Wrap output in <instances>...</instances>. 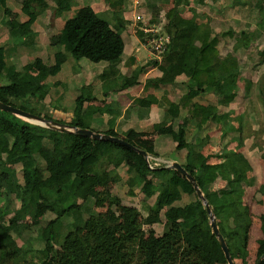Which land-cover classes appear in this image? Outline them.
I'll list each match as a JSON object with an SVG mask.
<instances>
[{"label": "trees", "instance_id": "16d2710c", "mask_svg": "<svg viewBox=\"0 0 264 264\" xmlns=\"http://www.w3.org/2000/svg\"><path fill=\"white\" fill-rule=\"evenodd\" d=\"M73 1L51 0L54 16L68 13ZM103 1L115 22L103 19L89 6L79 8L65 20L60 33L50 39V46L55 49L53 64L48 66L40 58L32 61L35 76L25 72L23 66L18 69L9 65L6 56L10 52L0 46V102L15 107L9 103L12 98L29 101L43 96L49 79L60 72L67 55L75 61L87 60L92 65L106 64L105 71H115L124 53L121 33L126 23L117 10L123 2ZM144 1L150 23L162 22V30L170 39L163 61L159 65L153 59L137 66L130 76H118L120 81L116 79L104 85L109 90L114 84L118 91L133 87L137 85L139 75L150 67H156L161 73L159 82L152 85L154 88L176 85L177 78L184 77L186 92L176 103L163 98L167 124H157L153 130L170 137L176 144L175 157L184 158L182 168L194 177L210 204L231 258L235 260L240 252L239 259L246 264L251 226L249 207L241 202L218 205L217 194L209 191L200 180L206 157L187 144L189 129L201 130L210 121L220 125L225 130L224 135L234 130L229 125L228 115L219 114L217 106L198 102L190 104L200 95L212 94L220 98L219 105L229 106L237 97V83L241 78L238 60L232 54L220 57L218 51L219 39L230 37L232 30L227 28L215 34L201 15L194 12L190 18L183 17L188 7L212 8L211 0ZM6 2L0 0V10L6 7ZM247 4L231 3L227 8ZM252 5L257 9L258 26L264 30V0H255ZM165 7L168 9L162 13ZM46 9L45 0H23L21 13L26 21L20 24V28L29 33L38 15ZM15 35L18 36V29ZM249 39L246 32H240V37H235L233 51L237 52L238 47L246 48ZM258 55L260 62L264 63V52ZM93 100L96 98L80 92L74 101L69 125L92 130L87 122L91 115L84 105ZM136 102L146 108L160 104L153 97L137 99ZM18 108L41 116L26 107ZM50 115L47 113L42 117L51 120ZM178 120L182 125L175 131L173 123ZM104 134L143 150L134 143L142 134L133 130L118 134L109 129ZM224 157V174L242 175L248 166V161L240 153L227 151ZM130 163L133 164L130 170L133 185L129 187L128 195L133 196V190L139 186L137 181L141 180L142 201L145 203L154 198L152 206L144 205V224L150 225L153 216L164 219V228L158 237L142 238L138 210H125V222L122 223L120 216L107 217L89 208L91 192L105 188L116 170ZM154 164L150 159L147 163L137 152L119 144L43 128L0 111V224L5 223L4 229L0 228V264H130L129 257L137 252L136 264H227L211 232L205 207L191 184L176 171L165 168L164 164L158 167ZM182 195H188L189 202L182 203ZM108 199L115 205L120 202L117 196ZM28 216L39 217L40 225L34 234L29 233L32 228L25 223ZM87 222L91 223L86 244L87 260L57 261L52 252L58 236L69 238L71 234H78ZM260 222L263 238L257 242L254 264H264V214L260 216ZM119 233L123 235L119 237Z\"/></svg>", "mask_w": 264, "mask_h": 264}, {"label": "crops", "instance_id": "0c3cea01", "mask_svg": "<svg viewBox=\"0 0 264 264\" xmlns=\"http://www.w3.org/2000/svg\"><path fill=\"white\" fill-rule=\"evenodd\" d=\"M45 1L48 4V9L53 10L54 4L52 2V4H49L48 0ZM133 1L134 0H122V6L117 8V10L121 13V18L126 23V28L121 33L124 43V53L122 56V61L117 66V69H115V71H105L106 69L104 68L106 67V64H101V66L97 67L90 64L87 60L86 61L88 64H85L86 61L82 59L78 61L77 64L71 63L69 72H66L65 81L63 83L65 84V82L69 81L75 84L78 87V90L81 88L83 89V86H85L87 87V90H85L84 93L96 98V100L85 103L84 109L91 115L90 122L92 126L94 128H99L98 133L104 134V130L107 131L112 129L118 134H124L129 130H133L136 133L142 134V136L137 137L134 140V143L139 148L153 154V156L148 155L150 160L158 165L165 164L167 162H176L181 165L182 162H184V158L181 157L179 159L175 157L174 151L176 144L170 137L161 135L154 131L153 126L157 124H167L164 121V111L166 104L165 101H163V98H166V100L172 103L178 102V100L186 92V88L183 85V82L185 81L184 77H178L176 80V85L165 88H154L152 85L159 82L161 73L156 67H150L139 75L138 83L133 87L118 91L114 84L111 85L109 90H107L108 86L104 85L106 82H114L118 76H130L137 66H143L154 59L149 48L145 44L146 35L134 29L131 25ZM88 2L90 3L89 7L92 8L95 13L105 14L109 17L111 22H115L112 12L109 11L103 0H88ZM142 2H144L145 7V1L139 0L138 7L140 8L138 10L144 12L146 15L145 10L141 8ZM8 7L9 3L7 0L6 7L2 9L3 15L6 17L7 26L3 30L0 28V41H2L1 36L4 37L6 36V33L8 34V32L17 29L16 26L14 28L10 26L11 23L9 20L11 17L8 15V12L11 10L9 11ZM164 9L165 8L162 9V13L166 12ZM77 10L78 9H75L72 6L68 13H64L62 16H60L62 20L59 19L60 17L56 18L53 15L54 23L58 31L52 33L51 28H42L41 31L38 32L37 36L33 35L32 37V39L34 36L36 37V40L33 39L35 42H37L36 47H34V41L30 46L25 47L26 44L24 42L26 41L25 38L27 37L28 33L23 29H21L22 32L18 29V36L22 41V44H20L21 46L18 45V48L25 47L30 49V47H32V49L35 50L36 48H48V50L50 49L52 51L51 58L53 59L54 48L50 46L49 39L46 40L49 37L46 31L51 33V37L58 35L63 28L65 20L72 17L77 12ZM21 15L23 14L20 12L18 17H16V20H19ZM37 22L38 17L31 25L30 30H32L31 28H33ZM150 24L157 25L159 27L158 24L163 23L155 22ZM161 27H163V25ZM139 34L142 35V38L139 37ZM5 39L3 41H5ZM44 40L47 42V47L44 46ZM16 48L17 46L12 49V52L17 53ZM141 48L146 51L144 55L140 54ZM36 58L41 59V57ZM132 59L135 60V63L132 62ZM80 62L83 63L80 65L81 68L87 65L85 69H83L84 73H81V71L77 70ZM45 64L50 65L49 61ZM64 64L62 65L58 74L63 71ZM25 72L28 73L27 70ZM35 75L36 74L33 76ZM117 81L120 80L117 79ZM58 84L59 82L50 83L52 88H55ZM105 90H107L106 93ZM79 94L80 90L78 92V95ZM78 95H76L75 99ZM149 97L155 98L160 104H152L149 108H146L140 103L136 102L137 99H148ZM219 101V97H216L212 94H205L200 95L195 100L190 101V104L198 102L202 105L217 106L219 114L228 115L229 125L234 130L224 135L223 132L225 130L220 125L210 121L205 126H203L201 130H196L191 127L189 129L190 132L187 135V144L189 148L196 152H200L206 157V166L200 177V180L209 191H213L217 194L218 205L241 202L243 205L249 207L251 226L249 230L247 249L248 254L246 258V264H249V259L251 260V256H254V259L256 257L257 242L263 238L260 230V216L264 214V152H262L261 155L258 154V148L253 145L254 136H249L245 133L246 130H250V132L256 131L258 126L251 124L250 128H246L244 122L242 121V115L237 113L236 109L231 107L234 101L229 106H221L218 104ZM48 113L56 116L53 117V119L58 122L63 121V123H69L72 119V110L49 108ZM182 114L184 115V113ZM180 125H182L181 120L175 121L173 123L174 130H178ZM261 139L264 141V135H262ZM262 149H264V145ZM227 151L240 153L248 161V166L244 168L242 175L236 176L223 173L225 161L224 156ZM260 151H262L261 148ZM132 167L133 164L131 163L122 165L116 170L111 180L113 181L121 172L126 173L127 184L129 185V181H132L130 175V170ZM137 182L140 186L141 180H138ZM139 186L133 190V196L138 197L140 195ZM132 188H134V186ZM258 194H261V196L259 197ZM186 197L188 198L189 196L186 195ZM182 198L183 195L181 199ZM145 204L152 206L154 204V198L145 201Z\"/></svg>", "mask_w": 264, "mask_h": 264}, {"label": "rangeland", "instance_id": "374dc122", "mask_svg": "<svg viewBox=\"0 0 264 264\" xmlns=\"http://www.w3.org/2000/svg\"><path fill=\"white\" fill-rule=\"evenodd\" d=\"M21 2L22 0H8V9L9 11L11 10L10 12H8V15L11 17V19L9 20V22L11 23L10 26L13 28L16 26L20 31V23L24 22L26 18L24 15H21L20 19L16 20V17H18L21 12ZM241 2H248L249 4H247V6L245 7L237 5L232 8H227L231 3L236 4ZM254 2L255 0H211L210 4L212 5V8H196L195 6L188 7L184 11L183 16L189 18L194 12L198 15H201L202 18H204L205 21L209 23L215 34H220L226 31L227 28H230L232 30L233 34L230 37L219 39L220 42L218 45V51L220 56L225 57L227 54H232L239 61L238 64L241 70V78L237 84V97L232 103L231 107L233 109H236V112L242 115V121L244 122L246 128H250L251 124L258 126V128H256V131L250 132V130H246L245 133L246 135L254 136L253 145L258 148V154L261 155L262 152H264V149H262L264 141H262L261 139L262 135H264V64L260 62L261 59L259 58L258 53L264 52V30H261V28L258 26V22L260 21H258L257 9L255 8V5H252V3ZM48 3L52 4L51 0H48ZM72 6L75 9H79L84 6H90V3L88 2V0H74ZM141 6V8L144 10V2H142ZM218 6H221L220 9L217 8ZM224 8H227V10H225ZM167 9L168 7H165L164 10L166 11ZM53 15L54 14L52 9H46L39 14L37 24L33 28H31L32 30H30L26 38L24 36V38L26 39V41L24 42L26 44L25 47L30 46L34 41L33 39L36 40L35 36L33 39L32 37L33 35L37 36L38 32L41 31L42 28H51L52 33L58 31L54 23ZM99 15L103 19L110 21L107 15L101 13H99ZM59 19L62 20L61 17ZM6 26V17H4L3 11L0 10V28H2L3 30L4 28H6ZM17 29H15L14 32L11 31L8 32V34L6 33V36L4 37L1 36L2 41H0V46L4 47L10 52L9 56H6L7 63L9 65L15 66L18 69L19 67L23 66L32 76L36 74V70L32 66V61L36 57H41V59L45 63H48L49 61L50 65H52L53 59L51 58L52 51L50 49L48 50V48H36L35 50L32 49V47H30V49L25 47L18 48V45L21 46L20 44H22V41L21 39H19V36L15 35ZM242 31L246 32L249 35L250 39L246 43V48L238 47L239 50L237 52H234L233 46L235 44V37H240V32ZM46 32L49 35L46 40L49 39L50 43L51 33H49L48 31ZM4 39L5 41H3ZM46 43L47 42L44 43L45 47L48 46ZM36 45L37 42L34 41V47H36ZM15 46H17V53L12 52V49ZM145 52L146 51L141 48L140 54L144 55ZM77 62L78 61H75L70 55H67V61L64 64L63 71H61V73L57 76L49 79L47 83L48 86L46 87V92H44L43 96L35 100L30 99L29 101L24 98H12L9 100V103L17 108L26 107L34 113L40 114L41 117L42 115L48 113L49 108L73 111L74 99L76 95H78L79 90L80 92H85V90H87V87L83 86V89L81 88L78 90V87L75 84L67 81L65 82V86L63 82L65 81L66 72H69L71 63L77 64ZM81 64L83 63L80 62L79 66L76 67L77 70L81 71V73H84L83 69H85L87 65L81 68ZM85 64H88L87 61ZM93 66L99 67L101 66V64ZM24 68L23 70L26 71ZM54 82H59V84L55 88H52L50 83ZM22 91L25 92V89L22 88ZM50 116L51 119H53V117H56L53 115ZM90 121L91 116L88 117L87 122L90 124V128L98 133L99 128H94ZM105 131L106 130H104L103 132ZM260 148L262 151H260ZM138 161H140V159ZM168 165V162L164 164L165 167ZM126 178V173L121 172L113 181L111 180V182H109L105 188L94 189L91 192L92 198L89 204V208L107 217L120 216V220L122 223L125 222V210L136 208L135 210H138L139 212L137 221L140 224L142 238L146 239L150 236L158 237L159 235H161L164 228L163 217L158 218L156 216H153L151 218L150 225L144 224V220L146 218V211H144L145 203L142 201L141 195H139L138 197H131L127 195L129 187L133 185V182L129 181L128 185ZM106 196H117V198L120 199L119 204L115 205L111 203V201ZM258 196L260 197L261 194H258ZM181 202H189V197L187 198L186 195H183ZM84 214L83 217L87 218V216ZM25 223H27L32 228V232L29 233L34 234L36 232L35 228L40 225V220L38 216H28ZM90 226L91 223L87 222L83 226V228H81L78 234H71L69 238H66V236L64 235L58 236L57 243L54 246V250L52 252V256L57 261L67 259L68 261L74 260L77 262H85L88 256L86 251V244L89 241L88 229ZM4 227L5 223L0 224V228L4 229ZM65 229H68V227H65ZM122 235V233L118 234L119 237H121ZM31 243L33 245L34 241H32ZM137 254L139 253H133L131 257H129L130 264H136ZM237 254L238 256L234 260V264H241L242 261L241 259H239L241 254L240 252H237ZM253 259L254 256H251V260L249 259V264H254L255 259Z\"/></svg>", "mask_w": 264, "mask_h": 264}, {"label": "water", "instance_id": "95a60500", "mask_svg": "<svg viewBox=\"0 0 264 264\" xmlns=\"http://www.w3.org/2000/svg\"><path fill=\"white\" fill-rule=\"evenodd\" d=\"M0 111L10 113V114L28 122V123H30V124L37 125V126H40L43 128H47V129H51V130H55V131H59V132L73 133V134H77L79 136L86 137V138H89L92 140L112 142V143L119 144L123 147L134 150L139 155H141L146 162H148L149 156L143 150L136 148L135 146L125 142L124 140H122L118 137H112V136H109L107 134L97 133V132H94V131L89 130V129L76 128V127L69 125L68 122L60 123V122L56 121L55 119L47 120L44 117L31 114L29 112L23 111L19 108L12 107V106L4 104L2 102H0ZM165 168L172 169V170L176 171L180 176L185 178V180H187L191 184V186L193 187L195 194L197 195L198 199L201 201V203L205 207V210L209 216V225L211 228V232L216 237V239H217V241L221 247V250L223 252V255L225 257L227 264H234V260L230 256V252H229V249L225 243V240L223 239V237L221 236V234L219 232V228H218L216 219L214 217V214L212 212V209L210 207V204L208 203V201L204 197L202 191L199 189L194 177L192 175H190L189 173H187L182 168V166L176 162L171 163L170 165L166 166ZM260 259H263V257H261Z\"/></svg>", "mask_w": 264, "mask_h": 264}, {"label": "built area", "instance_id": "2783aa9c", "mask_svg": "<svg viewBox=\"0 0 264 264\" xmlns=\"http://www.w3.org/2000/svg\"><path fill=\"white\" fill-rule=\"evenodd\" d=\"M138 4L139 0L133 1L131 25L134 29L146 35V46L149 48L152 56L158 64H161L166 47L170 43V39L166 34H164L161 27L162 24H158L159 27L157 25L150 24L149 18L145 15V13L138 10L140 8L138 7ZM149 159L150 158H148V162ZM168 164L170 165L171 163ZM154 166L158 167L159 165L155 163ZM149 167L151 169L153 168L150 165Z\"/></svg>", "mask_w": 264, "mask_h": 264}]
</instances>
